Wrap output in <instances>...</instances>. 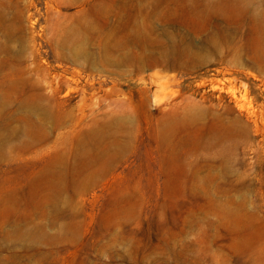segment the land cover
<instances>
[{
    "label": "rangeland",
    "instance_id": "1",
    "mask_svg": "<svg viewBox=\"0 0 264 264\" xmlns=\"http://www.w3.org/2000/svg\"><path fill=\"white\" fill-rule=\"evenodd\" d=\"M0 264H264V0H0Z\"/></svg>",
    "mask_w": 264,
    "mask_h": 264
}]
</instances>
